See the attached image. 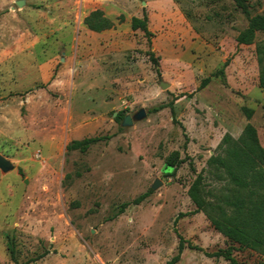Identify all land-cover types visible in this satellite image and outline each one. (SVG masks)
Listing matches in <instances>:
<instances>
[{
  "label": "rangeland",
  "instance_id": "obj_1",
  "mask_svg": "<svg viewBox=\"0 0 264 264\" xmlns=\"http://www.w3.org/2000/svg\"><path fill=\"white\" fill-rule=\"evenodd\" d=\"M17 1L0 0V155L13 166L0 170V264H167L179 237L176 264H228L206 254L230 246L239 264H264V253L231 244L188 197L198 174L208 202L230 194L207 164L225 155L224 135L237 140L249 123L264 150V33L237 45L247 18L235 2ZM244 2L264 15V0ZM97 9L113 28L85 26ZM144 15L150 42L130 26ZM225 61L223 81L212 75ZM141 108L143 120L121 125ZM94 137L85 152L66 149ZM174 152L179 162L168 167Z\"/></svg>",
  "mask_w": 264,
  "mask_h": 264
},
{
  "label": "trees",
  "instance_id": "obj_2",
  "mask_svg": "<svg viewBox=\"0 0 264 264\" xmlns=\"http://www.w3.org/2000/svg\"><path fill=\"white\" fill-rule=\"evenodd\" d=\"M233 1L247 18V26L237 35L236 43L237 45H251L257 33H264V15H251L244 0ZM123 21L124 18L120 17L119 22ZM147 22L148 19L145 15L141 19L133 17L130 26L132 30L142 31L150 42L152 34L148 31ZM84 24L95 33L114 27V23L106 18L99 9L90 12L84 18ZM256 54L259 66L258 86L260 89H264V45L256 48ZM150 58L156 66L157 74H159L157 61L152 54ZM228 62L225 61L222 68L212 76L220 77L224 81V70ZM208 82L209 78L202 80L198 90L204 88ZM242 111L247 120H250L253 110L243 108ZM171 113L173 121H175L173 110ZM121 118L122 115L119 114L116 119L120 120ZM100 140L101 138L98 137L74 140L67 145L66 149L68 152H85ZM221 145L225 146V155L210 157L207 164L213 169L214 174L226 176L232 185L230 194L219 197L214 203L208 202L203 194L204 179L201 174H198L189 187L188 197L195 206V211L205 213L213 229L229 240L231 244L264 253V150L259 145L257 131L248 123L237 140L226 134ZM178 155V152H174L168 158V167L176 166L179 162ZM148 194L149 192L141 195L133 201V204H139ZM184 248V241L179 237L177 254L167 264H176ZM233 249L230 246L226 251L206 255L212 258H224L228 264H239L231 254ZM9 250L12 255L11 246Z\"/></svg>",
  "mask_w": 264,
  "mask_h": 264
},
{
  "label": "water",
  "instance_id": "obj_3",
  "mask_svg": "<svg viewBox=\"0 0 264 264\" xmlns=\"http://www.w3.org/2000/svg\"><path fill=\"white\" fill-rule=\"evenodd\" d=\"M17 6L18 7H21L23 5V2L20 0V1H17ZM161 87L163 89H165L167 87L166 84H161ZM116 113L113 115L115 116ZM146 117V113L144 111V109H140L138 112H136L133 116H129V115H126L123 119H122V122H121V125L123 127H129L133 124V122H138V121H141L143 120L144 118ZM13 169V166L12 164L10 163V161H8L7 159H5L4 157H2L0 155V170L4 173L10 171ZM159 186V183L156 182L154 185H153V188H156Z\"/></svg>",
  "mask_w": 264,
  "mask_h": 264
}]
</instances>
